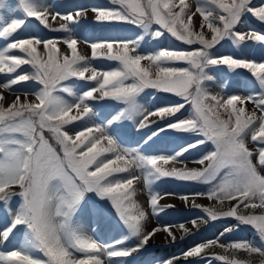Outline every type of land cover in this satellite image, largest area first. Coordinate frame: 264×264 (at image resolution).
Instances as JSON below:
<instances>
[{"label":"snow or ice","instance_id":"snow-or-ice-1","mask_svg":"<svg viewBox=\"0 0 264 264\" xmlns=\"http://www.w3.org/2000/svg\"><path fill=\"white\" fill-rule=\"evenodd\" d=\"M194 9V10H193ZM18 11L21 18L5 14ZM89 9L75 12L52 11L40 0H0V38L6 43L0 49V73L15 74L0 88L12 89L20 82L35 81L36 91L16 94L7 102L0 92V246L22 234V243L13 250L0 251V264H119L115 258L131 257L144 249L159 232L164 231L172 241L177 237L170 226L147 230L149 212L135 200V183L144 179L149 189L153 214L173 205H162V197L152 191L161 178L210 184L206 193L183 195L180 199L194 207L195 197L206 196L223 205L236 203L227 210L204 211L211 220L235 218L240 225L253 226L259 235V246L247 240L220 243L219 239L197 243L180 256H173L163 264H179L181 259L201 258L206 264L219 260L223 264H251L250 260L210 254L207 250L219 247L243 251L249 256L264 257V211L242 213L243 209L264 210V58L260 60L234 55H217L213 50L222 41H231L240 48L247 42L264 45V33L257 30L240 31L246 13L264 22V3L253 6L252 0H110L108 5L91 8L94 20L102 25L127 24L137 26L144 34L160 38L169 34L192 50L160 48L148 54L140 49L144 35L135 39H103L90 43L91 55L78 51V40L67 22L79 23ZM200 22L194 27L193 17ZM29 18L51 32H67L64 38H40L36 35L18 38ZM65 21L54 27L51 21ZM155 26V27H154ZM85 43H88L85 41ZM60 44L66 45L62 51ZM43 46L41 52L40 46ZM18 50L20 54H14ZM106 59L117 66L101 70L92 61ZM147 62V63H145ZM183 63L186 66H176ZM28 65L31 71L21 68ZM227 66L230 70L245 69L254 78L258 93L246 96L213 94L206 82L213 79L207 69ZM21 69L20 72H17ZM77 81L95 82L94 87L78 92ZM72 82V83H69ZM147 89L178 96L183 102L149 110L138 98ZM119 102L122 107L110 113L104 124H84L95 115L91 102ZM251 102L255 110L245 105ZM191 112L184 119L166 122L144 140L154 142L169 130L192 133L202 137L181 146L171 155H145L139 148H126L118 139L119 122L137 121L146 128L175 117L185 106ZM69 126H72L69 128ZM115 135L109 134V129ZM54 139L53 146L45 133ZM74 132V134H70ZM259 144L254 151L248 139ZM106 142V146H102ZM210 142L214 150L207 152L196 163L201 168L167 167L181 162L189 150ZM137 171L140 175H137ZM89 194L102 201L92 211L103 217L110 202L118 224L127 234L112 242H103L88 234L75 217L90 199ZM18 198V206L13 199ZM205 223L207 221H204ZM198 226L197 220L191 221ZM187 233L190 229L179 225ZM226 228L225 232L233 231ZM221 236L224 233L220 234ZM134 243L129 244V241ZM264 264V261H262Z\"/></svg>","mask_w":264,"mask_h":264},{"label":"rangeland","instance_id":"rangeland-1","mask_svg":"<svg viewBox=\"0 0 264 264\" xmlns=\"http://www.w3.org/2000/svg\"><path fill=\"white\" fill-rule=\"evenodd\" d=\"M10 3L16 4L17 0H9ZM40 2L48 6L52 11H59L61 13L75 12L79 8L89 9L88 15L86 18H81L79 23L72 24L67 22L69 27L72 29V35L78 40V51L81 54L90 56L91 49L90 43L97 42L103 39H116V38H131L135 39L139 35H144V40L141 41L139 51L142 54H148L154 52L160 48H169L170 50H192L194 46H187L183 42L177 41L175 38L171 37L169 34H166L160 38H153L151 35L143 33L142 29H138L137 26L127 25V24H113V25H102L97 23L94 20V14L91 12V8L104 4L108 5L110 0H40ZM189 3H192L195 6L196 0H188ZM261 3H264V0H252L253 6H259ZM194 10V9H193ZM8 18H21L22 13L18 11H12L5 14ZM199 14L193 17L194 27L200 22ZM54 27H58L59 24L65 23V21L57 18L56 21H51ZM155 27V26H154ZM237 30L240 31H250L257 30L264 33V22L258 20L251 13H246L242 17V22L237 26ZM36 35L40 38H64L69 34L67 32H51L47 29H44L42 25L34 18H29L27 26L23 28L18 33V38H27L28 36ZM87 41L88 43H85ZM6 41L4 38H0V49L6 46ZM60 48L63 51L66 48V45L60 44ZM43 52V46H40L39 49ZM217 55H234L240 56L243 58H250L260 60L264 58V45L259 42H247L246 45L236 48L231 41H222L220 45L216 46L213 50ZM14 54H20L18 50H13ZM147 63V62H145ZM92 66L97 67L101 70H109L117 66V63L114 61H108L106 59H96L92 61ZM176 66H186L183 63H178ZM21 68L25 71H31L30 66L23 65ZM245 69H236L230 70L227 66H211L208 71V74L213 77L211 81L206 82L208 89L213 94H219L225 98L229 95H241L246 96L250 94H255L260 91L258 86L255 84V80L251 77V74ZM21 69H18L17 72H20ZM15 74H4L0 73V84L7 82L9 77H14ZM37 83L35 81H26L20 82L17 85H14L12 89H3L0 88V92L4 93L5 96V106L7 102H10L14 99L16 94H21V99H24L22 93H30L29 99H34V96L31 95L32 92L38 90ZM72 83V82H69ZM95 82H84L77 81L74 84L75 89L80 92L82 90H87L88 87H94ZM139 103L143 105L144 108L149 110H155L161 106L171 105L177 102H183L182 99L174 94L162 93L156 90L147 89L141 96L138 98ZM91 106L94 108L95 115L91 120L85 119L83 123L77 122L80 126L75 129V131L82 130L84 124L92 126L93 124H104L106 123V118H111L116 111L119 110L121 105L119 102L112 101L110 103H105L102 101L91 102ZM246 109L250 112L255 110L257 115H261L256 106L251 102H248L245 105ZM191 112L190 106L186 105L181 112L177 113L175 117H168L165 121H160L158 118L152 117L150 119H157V124L151 125L146 128H139L137 121H126L119 122L122 124L120 128L121 136L118 137L123 147L126 148H139L141 152L145 155H171L174 151H178L181 146H184L190 142H194L197 139L202 137L194 135L192 133H183L176 132L174 130H169L167 133L160 135L158 139H154V142H149L148 144L144 143V140L148 135H151L152 131H155L157 127H163L166 122H175L177 119L186 118ZM72 126H69L71 128ZM74 134V132H70ZM109 134L115 135L112 132L111 128L109 129ZM49 138L53 146L57 147L59 151V146L55 144L54 139L50 136L49 133H45ZM248 144L251 149L254 151L259 147V144L251 141L250 137L248 139ZM102 146H106V142H102ZM214 146L208 142L204 145H200L194 149L189 150L181 158V162H173L167 167H183L185 164L188 168H201L202 165L196 163L203 155L207 152L213 151ZM137 175H140V172L137 171ZM264 174V171H262ZM135 200L142 205L149 212V218L146 223L147 230H151L154 227L163 228L165 225L170 226L172 232L175 234L177 239L172 241L168 234L164 231L157 233L150 241L149 244L145 246L144 249L140 250L138 253H134L131 257L127 258H115L119 261V264H163V261L173 257L180 256L182 252L186 251L191 246H194L197 243L207 242L211 239H219L220 243H230V242H239V241H250L255 242L258 246L260 244L259 235L250 225H240L239 228H236V225L239 223L235 218H218L210 224H204L206 217H209L208 214L201 211V207H194L191 199L188 202L180 199L183 195H189L190 197L193 194L202 192L206 193L211 187L210 184L201 183V182H185L179 181L173 178H161L152 185V191L158 193L162 199L160 203L162 205H173V207L165 208L163 212L159 214H153L150 208V195L149 189L145 185L144 179L141 176V179L135 183ZM90 199L88 204L83 207V209L78 212L77 217H75L77 223L80 227L90 235H94L103 242H112L114 239L121 238L123 235L127 234L126 229H122L118 224V218L115 215V209L111 207L110 202L103 205L107 209V213L101 217L96 215L92 209L96 206L103 204L102 201H99L94 194H89ZM13 205L18 206L19 199H13ZM227 201L221 205L218 201L213 199H208L206 196L195 197V204L201 206H209L217 208L219 211L227 210L229 207L234 205V203H227L225 208H220L226 205ZM243 207L241 206V209ZM239 209V211H241ZM218 211V212H219ZM261 213V212H260ZM255 213V214H260ZM0 214H2V209H0ZM235 219V222L232 226L225 225L222 223L223 220ZM197 220L198 226L193 225L191 221ZM184 224L186 228L190 229L189 232H185L184 229H181L179 225ZM202 226L203 228L200 231L194 230L195 227ZM3 228V225L0 224V229ZM226 228H233L231 232H225ZM198 229V228H197ZM224 233L223 236L220 234ZM22 234H17L15 238H10L9 242L5 245L0 246V251L13 250L16 247H19L22 243ZM134 243V240L129 241V244ZM231 250V249H229ZM210 254L225 255L224 249L219 247H214L207 250ZM232 251V250H231ZM230 258L244 259L243 257L226 254ZM251 264H262L264 257L259 255H252L249 257ZM179 264H206V261L197 257L189 258L188 260L181 259ZM213 264H223L219 260H214Z\"/></svg>","mask_w":264,"mask_h":264},{"label":"trees","instance_id":"trees-1","mask_svg":"<svg viewBox=\"0 0 264 264\" xmlns=\"http://www.w3.org/2000/svg\"><path fill=\"white\" fill-rule=\"evenodd\" d=\"M235 201H232V202H230L231 204L232 203H234ZM228 203V202H227ZM227 203H226V205H224V206H222V207H220V208H225L226 206H227ZM202 208H205L204 206H201ZM219 208V207H218ZM218 208H215V210H217V211H219V209ZM206 209V208H205ZM262 211H264V210H261V209H259V208H257V209H255V210H252V209H243L242 208V213H248V212H254V213H260V212H262ZM206 219V223L204 222V224L206 225V224H210V223H212V220L210 219V217H206L205 218ZM201 229H202V227H200ZM218 247V246H217ZM214 248V247H213ZM224 252H226V254H230V255H235V256H239V257H243L244 259H249V257H252V256H249L247 253H244L243 251H236V250H227V251H225L224 250ZM225 254V255H226Z\"/></svg>","mask_w":264,"mask_h":264}]
</instances>
